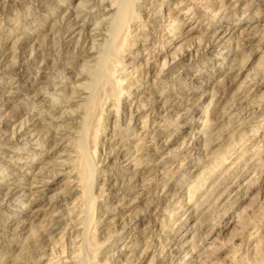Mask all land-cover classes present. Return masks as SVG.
<instances>
[{
    "label": "rangeland",
    "instance_id": "rangeland-1",
    "mask_svg": "<svg viewBox=\"0 0 264 264\" xmlns=\"http://www.w3.org/2000/svg\"><path fill=\"white\" fill-rule=\"evenodd\" d=\"M0 264H264V0H0Z\"/></svg>",
    "mask_w": 264,
    "mask_h": 264
},
{
    "label": "bare ground",
    "instance_id": "bare-ground-1",
    "mask_svg": "<svg viewBox=\"0 0 264 264\" xmlns=\"http://www.w3.org/2000/svg\"><path fill=\"white\" fill-rule=\"evenodd\" d=\"M106 6V5H105ZM104 7V6H103ZM103 10H106V8L105 9H103ZM149 18V17H148ZM112 30V29H111ZM216 30V29H215ZM221 30V29H220ZM219 32V31H218ZM218 32H215L214 33V37H213V40L211 41V43H210V45H212L213 46V44H214V41H218L219 39H221V38H223V35H221V33H218ZM67 33V32H66ZM65 35V34H64ZM226 35V34H225ZM64 38V37H63ZM63 38H60V40H62L63 41ZM252 38V37H251ZM250 42H252L253 41V39H251V40H249ZM210 45H208V46H210ZM207 46V45H206ZM189 56V55H188ZM147 65V64H146ZM44 70H46V66H43L42 67V69H41V71H39V76H38V78L40 79V78H42V76L45 74V71ZM148 74V73H147ZM254 77V76H253ZM138 107V106H137ZM136 108V107H135ZM132 109V108H131ZM130 109V110H131ZM141 109L140 108H137L133 113H132V115L134 116L135 114H137L138 113V111H140ZM131 112V111H130ZM132 117V116H131ZM144 139V138H143ZM61 140V139H60ZM116 154H118V153H116ZM231 156V155H230ZM127 161V160H126ZM114 164V163H113ZM214 166V165H213ZM86 171V170H85ZM87 172V171H86ZM85 172V173H86ZM88 173V172H87ZM140 173V172H139ZM57 175V174H56ZM58 176V175H57ZM85 176V175H84ZM54 177H56V176H54ZM88 181V180H87ZM45 184V183H44ZM199 185V184H198ZM163 188V187H162ZM189 189V188H188ZM148 192V191H147ZM145 194V193H144ZM189 195V194H188ZM191 198V197H190ZM36 201V199H33V201ZM31 201V200H30ZM32 201V202H33ZM38 201V200H37ZM187 201V200H186ZM31 203V202H30ZM33 203H35V202H33ZM60 203L59 202H55L54 204H52L51 206H50V209L51 210H54V209H56L57 207H58V205H59ZM193 207V206H192ZM187 213V212H186ZM160 226V225H159ZM76 238V237H75ZM45 247V246H44ZM35 250V249H34ZM51 252V251H50Z\"/></svg>",
    "mask_w": 264,
    "mask_h": 264
}]
</instances>
